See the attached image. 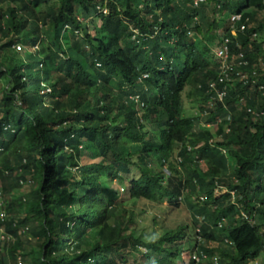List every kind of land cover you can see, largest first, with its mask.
Wrapping results in <instances>:
<instances>
[{
    "label": "trees",
    "instance_id": "16d2710c",
    "mask_svg": "<svg viewBox=\"0 0 264 264\" xmlns=\"http://www.w3.org/2000/svg\"><path fill=\"white\" fill-rule=\"evenodd\" d=\"M261 13L264 0H0V159L17 136L23 149L19 172L0 167V264L260 259ZM225 38L248 79L209 117L184 116L188 86L205 109ZM217 117V134L202 126ZM113 182L127 185L119 202ZM142 202L190 220L153 216L150 232Z\"/></svg>",
    "mask_w": 264,
    "mask_h": 264
},
{
    "label": "rangeland",
    "instance_id": "374dc122",
    "mask_svg": "<svg viewBox=\"0 0 264 264\" xmlns=\"http://www.w3.org/2000/svg\"><path fill=\"white\" fill-rule=\"evenodd\" d=\"M260 18H264V13H261ZM224 20H226V17L223 18ZM221 33V32H220ZM262 40H264V35H262ZM219 43V41H217V44ZM21 45V44H20ZM19 46V44H18ZM16 47L17 50H19V47ZM217 46L215 44L214 50H217ZM183 100H184V116L186 117H191V116H200L201 114V104L199 102V98L197 93L195 92V89L193 87H187L186 90L184 91L183 94ZM10 145H11V149L10 152H8L7 154L2 155L1 159H0V167L4 164V162L9 159L12 164L15 166V170H17L18 172L20 171V157L21 155H23V149H22V144H21V140H20V136L15 137L14 139L10 140ZM22 153V154H21ZM128 182V181H127ZM127 185L121 184L119 182H113L112 183V188L117 190L120 193V197L117 198V202L121 201L125 196L123 194H126L124 189L126 190ZM28 186L25 185L24 186V190L23 191H27L28 190ZM227 192L226 189H221L219 190V192H217V196H222L223 194H225ZM1 187H0V203L2 202L1 199ZM157 204L158 203H145L142 202L141 204L139 203L138 205V209H142L146 206V210H147V221L144 225V227L148 228L150 232H152V218L153 216H161V220L164 222L169 223L171 222H175V221H179V222H186L188 220H190V215L188 214V212L186 211V209L184 208H179V209H175V210H170V208L167 206V204H165L162 208V210H166V213L163 214V211H159V209L157 208ZM130 203L127 205L129 206ZM193 228V227H192ZM194 229V228H193ZM161 227L157 226L154 227L153 230V237L156 238L157 236L160 235L161 233ZM194 235L197 232L196 229H194ZM216 244H212L211 247H215ZM188 258H189V251H185L184 253V263L182 264H189L188 262ZM248 264H264V254H262L261 258L258 259L257 261L248 263Z\"/></svg>",
    "mask_w": 264,
    "mask_h": 264
},
{
    "label": "built area",
    "instance_id": "2783aa9c",
    "mask_svg": "<svg viewBox=\"0 0 264 264\" xmlns=\"http://www.w3.org/2000/svg\"><path fill=\"white\" fill-rule=\"evenodd\" d=\"M104 12L107 13L106 10ZM231 23H232L231 30L234 36L237 35L239 29L245 30V25L242 24V16L240 14L232 15ZM231 43L232 42L230 38H225L216 51L217 59H219L221 62V65L219 67V75H218V79L213 83H211L210 85V89L208 91L209 100H207L205 109L201 111L200 114L202 118L209 117L211 115V111L215 110V107L218 103H225V100L228 95V87L231 83H235L236 81L242 82L248 79L247 78L248 74L243 73V70H241V68L247 66L248 63L243 61L244 59L243 54H240V56L231 55V49H230ZM231 58L232 60H236V62H231ZM261 89H263V87H261ZM223 119L224 118L217 117L215 121L209 123H203L202 126L207 129H211L214 133L217 134L220 131V127ZM225 129L227 133L230 131V128L227 126ZM211 143H213V141ZM244 218L250 220L247 214H244ZM192 258L198 263L202 259L197 254H194Z\"/></svg>",
    "mask_w": 264,
    "mask_h": 264
},
{
    "label": "clouds",
    "instance_id": "9594fccd",
    "mask_svg": "<svg viewBox=\"0 0 264 264\" xmlns=\"http://www.w3.org/2000/svg\"><path fill=\"white\" fill-rule=\"evenodd\" d=\"M219 190H221V189H219ZM219 190L217 191V192H219ZM223 190V189H222ZM216 195H217V193H216ZM193 257V256H192ZM193 259V258H192Z\"/></svg>",
    "mask_w": 264,
    "mask_h": 264
}]
</instances>
